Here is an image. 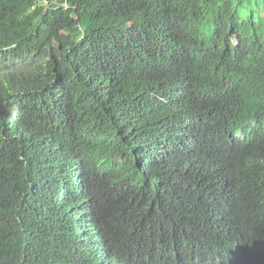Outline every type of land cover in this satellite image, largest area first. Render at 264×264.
Here are the masks:
<instances>
[{
	"label": "trees",
	"instance_id": "obj_1",
	"mask_svg": "<svg viewBox=\"0 0 264 264\" xmlns=\"http://www.w3.org/2000/svg\"><path fill=\"white\" fill-rule=\"evenodd\" d=\"M257 2L0 0V264H264Z\"/></svg>",
	"mask_w": 264,
	"mask_h": 264
},
{
	"label": "rangeland",
	"instance_id": "obj_2",
	"mask_svg": "<svg viewBox=\"0 0 264 264\" xmlns=\"http://www.w3.org/2000/svg\"><path fill=\"white\" fill-rule=\"evenodd\" d=\"M252 5H253V8L256 9L258 12L264 14V9H263L264 0H258L257 4L254 3Z\"/></svg>",
	"mask_w": 264,
	"mask_h": 264
}]
</instances>
